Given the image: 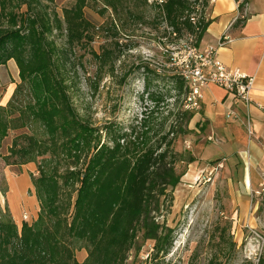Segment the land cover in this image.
Listing matches in <instances>:
<instances>
[{
  "label": "trees",
  "instance_id": "obj_1",
  "mask_svg": "<svg viewBox=\"0 0 264 264\" xmlns=\"http://www.w3.org/2000/svg\"><path fill=\"white\" fill-rule=\"evenodd\" d=\"M87 1L73 0L59 15L54 0H0V65L13 59L20 79L7 105L0 106V145L9 132L28 131L15 136L0 158L6 165H25L48 154L32 177L36 220L23 222L18 232L0 210V264H79L71 256L74 240L87 249L81 264H123L139 232L143 240L160 241L162 227L151 212L161 208V198L184 175L177 165L195 161L174 151L169 138L177 134L174 126L156 143L100 144L98 128L77 112L66 78L73 48L91 41L96 29L83 14ZM193 1L165 0L167 20L179 39L183 30L199 39L206 27L205 15L198 27L191 23ZM243 22L239 18L235 24ZM58 37H64L60 45ZM194 115L178 113L186 125ZM179 131L185 133L180 126ZM66 190L68 200L75 195L72 204L61 198Z\"/></svg>",
  "mask_w": 264,
  "mask_h": 264
},
{
  "label": "rangeland",
  "instance_id": "obj_2",
  "mask_svg": "<svg viewBox=\"0 0 264 264\" xmlns=\"http://www.w3.org/2000/svg\"><path fill=\"white\" fill-rule=\"evenodd\" d=\"M87 2L83 14L96 29L91 41L73 48L67 67L66 80L72 83L69 92L77 112L98 128L100 144L111 145L113 140L136 146L156 143L174 126L177 134L169 137L174 151L182 160L188 154L195 158L188 166L184 162L177 165L184 175L176 188L168 189L161 198V208L151 212L162 227L160 241L143 240L139 232L123 264H264V175L255 174L253 162L251 186L244 174L248 155L254 151L236 143L220 147L213 136L208 138L203 122L199 127L191 122L186 125L178 116L191 105L187 77L180 79L179 72L192 70L189 49H198L194 47L197 35L189 36L183 30L179 39L161 0ZM192 3L188 17L194 18L196 28L208 5L204 0ZM72 4L73 0H54L59 15ZM63 40L55 39L57 45ZM24 133L27 129L8 135ZM45 158L48 154L41 153L36 162L24 165H31L33 178L38 175V162ZM263 161L259 160L260 165ZM10 167L15 165H6L0 158V210L12 218L20 232L23 222H33L39 203L35 197L31 199L30 192H24L17 203L18 212L9 209L13 202L5 173ZM74 196L71 193L68 200L67 190L61 194L71 204ZM70 249L73 260L85 262L84 242L74 240Z\"/></svg>",
  "mask_w": 264,
  "mask_h": 264
},
{
  "label": "crops",
  "instance_id": "obj_3",
  "mask_svg": "<svg viewBox=\"0 0 264 264\" xmlns=\"http://www.w3.org/2000/svg\"><path fill=\"white\" fill-rule=\"evenodd\" d=\"M239 6L243 7L242 13ZM239 18L244 19V22L237 26L235 22ZM205 21L206 27L197 39V48L202 50L207 46L216 47L219 40L227 35L229 42L217 49V59L227 68L253 77L254 85L249 105L242 104L216 85L204 87L200 110L190 122L194 126L203 122L205 132L209 133L208 138L213 136L215 144L220 147L225 148L224 146L228 144L236 143L240 146L248 145L254 151L248 155L249 166L244 169L245 179H249L251 186L253 169L255 174L264 175V165H260L259 162L264 160V0L209 1ZM19 82V69L13 59L0 65L1 107L7 105ZM14 137L9 134L2 140L1 157L8 154ZM220 153L224 154V151ZM252 162L253 169L250 167ZM31 172L30 164L15 165L6 170L5 175L13 202L9 209L13 212H18L17 203L23 199L24 192H30L31 199L36 198ZM29 203L34 208L33 200H29ZM37 209L39 211V208ZM34 216L33 221L36 220L38 212Z\"/></svg>",
  "mask_w": 264,
  "mask_h": 264
},
{
  "label": "built area",
  "instance_id": "obj_4",
  "mask_svg": "<svg viewBox=\"0 0 264 264\" xmlns=\"http://www.w3.org/2000/svg\"><path fill=\"white\" fill-rule=\"evenodd\" d=\"M161 1L165 2V0ZM192 19L194 18H190L191 23ZM186 42L184 45L188 44V39ZM228 42L229 37L224 35L216 47L207 46L202 50L195 51L194 70L179 72V76L187 77L188 89L191 92V105H187V110H200L202 89L210 84L223 89L244 105L251 103L253 77L247 76L238 70L227 68L216 57L217 49Z\"/></svg>",
  "mask_w": 264,
  "mask_h": 264
},
{
  "label": "bare ground",
  "instance_id": "obj_5",
  "mask_svg": "<svg viewBox=\"0 0 264 264\" xmlns=\"http://www.w3.org/2000/svg\"><path fill=\"white\" fill-rule=\"evenodd\" d=\"M189 50H192L191 51V54L193 55V58H194V60H193V58L191 59V62L193 63V65H192V70L191 71H193L194 70V62H195V51H198V49H196V48H191V49H189ZM192 57V56H191ZM188 66V65H187ZM183 68H184V66H183ZM190 71V72H191ZM187 72V71H186ZM185 77V76H184ZM186 78V77H185ZM186 81V80H185ZM191 93V92H190ZM246 184L247 185H249V179L247 178L246 179Z\"/></svg>",
  "mask_w": 264,
  "mask_h": 264
}]
</instances>
